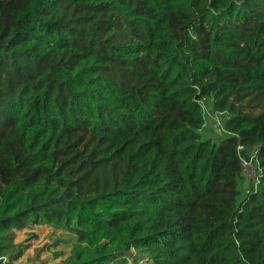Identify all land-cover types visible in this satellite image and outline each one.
<instances>
[{"label": "trees", "instance_id": "obj_1", "mask_svg": "<svg viewBox=\"0 0 264 264\" xmlns=\"http://www.w3.org/2000/svg\"><path fill=\"white\" fill-rule=\"evenodd\" d=\"M33 225L61 264H264V0H0V264Z\"/></svg>", "mask_w": 264, "mask_h": 264}, {"label": "rangeland", "instance_id": "obj_2", "mask_svg": "<svg viewBox=\"0 0 264 264\" xmlns=\"http://www.w3.org/2000/svg\"><path fill=\"white\" fill-rule=\"evenodd\" d=\"M205 117L203 136L218 140L225 132L227 115L213 112L211 100H205L202 104ZM245 188L256 181L257 170L252 165L244 163ZM16 236L13 244L23 246L19 258L13 264H61L71 253V249L78 244L77 235L62 228H54L50 225H33L31 228L15 230ZM6 257L1 258V262Z\"/></svg>", "mask_w": 264, "mask_h": 264}, {"label": "water", "instance_id": "obj_3", "mask_svg": "<svg viewBox=\"0 0 264 264\" xmlns=\"http://www.w3.org/2000/svg\"><path fill=\"white\" fill-rule=\"evenodd\" d=\"M240 157L242 158L243 162L249 163L251 161V157L253 155V150L251 148H246L242 150L240 153Z\"/></svg>", "mask_w": 264, "mask_h": 264}, {"label": "built area", "instance_id": "obj_4", "mask_svg": "<svg viewBox=\"0 0 264 264\" xmlns=\"http://www.w3.org/2000/svg\"><path fill=\"white\" fill-rule=\"evenodd\" d=\"M245 164H248V163H246V162H244Z\"/></svg>", "mask_w": 264, "mask_h": 264}]
</instances>
